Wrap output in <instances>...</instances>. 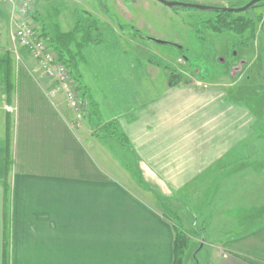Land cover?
<instances>
[{"label":"crops","instance_id":"0c3cea01","mask_svg":"<svg viewBox=\"0 0 264 264\" xmlns=\"http://www.w3.org/2000/svg\"><path fill=\"white\" fill-rule=\"evenodd\" d=\"M24 55L13 59L10 96L0 83V264L5 249L8 264H172L171 216L184 214L193 225L205 218L212 264H264V116L243 88L240 104L216 85L150 93L153 83L122 76L126 91L112 99L110 86L94 89L80 75L87 99L130 143L129 174L87 123L72 127ZM124 100L129 108L108 113L106 102Z\"/></svg>","mask_w":264,"mask_h":264},{"label":"rangeland","instance_id":"374dc122","mask_svg":"<svg viewBox=\"0 0 264 264\" xmlns=\"http://www.w3.org/2000/svg\"><path fill=\"white\" fill-rule=\"evenodd\" d=\"M168 1L208 6L226 5L221 0ZM78 12L84 17L90 16L96 19L99 24H102V31H105L102 34L103 44L88 45L83 50L86 59L79 62V73L73 75L79 81L81 91L86 88L82 81L86 85L90 84L91 87L95 86L94 89L108 88L109 90L110 86L112 95L110 97L116 99L117 95L126 91V87L119 85L123 82L121 77L126 76L129 84L133 80L136 82L141 79L146 80L147 83H153L149 88L150 93L157 92L167 83L169 71L153 64H146L148 57H154L188 79V83H181V85L194 88L216 85L223 88L228 95L232 94L234 98L235 90L239 87L243 88L244 101L255 113L260 114L261 117L264 116V33L260 31L259 23L256 24L255 35L251 38L248 32L244 35L228 30L215 32L207 26L206 21L210 18L213 20L216 11L168 8L157 0H32L29 18L34 21L37 33L41 32V22L48 28L54 20L59 22L62 31H68L74 24V14ZM263 12L264 9L258 7L244 11L242 15L254 18ZM31 15L36 16V21ZM15 17L16 13L12 20L10 6L0 4V52L13 48L10 36L17 23ZM139 36L158 39L163 43H155ZM18 51L20 61H24V51L20 49ZM136 61L144 66L131 67L130 64ZM126 62L131 67L130 70L127 69L129 66ZM100 63L104 66H100ZM118 66L122 68L119 70ZM124 72L126 75H123ZM37 73L41 81H49L41 76L39 71ZM105 80L109 81L110 85ZM111 84H115L116 87ZM78 93L81 95L82 92ZM56 96L63 99L66 108L70 111L66 104V96L58 92L50 97ZM96 97L100 99V93ZM105 104H109L108 113L110 114H112L110 106L115 110L131 106V102L127 100L120 101V106L118 101H109ZM71 114L73 115V112ZM81 123H87L86 125L91 129L87 118H81L79 125ZM72 127L74 128V125ZM105 145L111 156L115 159L120 158L123 163H119V169H124L131 174L128 168H124L129 156L119 151L117 141L107 138ZM173 220L175 226L187 233L191 240L184 264H212L216 244L212 247L207 243V238L206 241L202 240L208 232L199 228L200 225L205 226L203 223L205 218L202 217L199 222L195 220L194 225L193 219L187 214H184V222L174 216Z\"/></svg>","mask_w":264,"mask_h":264},{"label":"trees","instance_id":"16d2710c","mask_svg":"<svg viewBox=\"0 0 264 264\" xmlns=\"http://www.w3.org/2000/svg\"><path fill=\"white\" fill-rule=\"evenodd\" d=\"M226 3L225 6L216 5L217 7H240L251 0H221ZM262 7L264 9V0L255 4L251 9ZM183 8V7H181ZM191 9V8H185ZM250 9V10H251ZM194 10V9H193ZM196 10V9H195ZM217 12V11H216ZM83 14H87L83 12ZM75 21L72 28L68 31H62L58 21L54 20L47 28L41 22V32H35L36 39L42 40L46 47L52 51L57 62L62 63L68 69V76L77 92H82L78 80L73 77L74 73H79L78 65L80 61L85 59L83 50L88 45L99 46L104 43L102 34V24L96 19H92L90 16L84 17L81 13H76ZM33 16L36 21V16ZM32 19V18H31ZM33 21V20H32ZM34 23V21H33ZM260 24V31L264 33V12L256 15L254 18H247L242 13L232 12H217L214 19H208L206 21L207 26L215 31L222 32L224 30L232 31L239 35L249 33V38L253 37L256 32V24ZM107 29V27H104ZM35 30V29H34ZM137 32V31H136ZM138 33V32H137ZM143 37V36H139ZM148 39L149 37H143ZM24 54H26L24 52ZM27 55V54H26ZM28 57V55H27ZM29 58V57H28ZM13 55L11 50H4L0 53V83L2 84L6 95L10 96L13 85ZM30 59V58H29ZM31 60V59H30ZM32 61V60H31ZM33 62V61H32ZM147 62L149 64L156 65L169 71L167 79V85L172 88L179 84L188 83V79L181 73L173 70L169 65L163 64L160 60L154 57H148ZM34 64V63H33ZM224 74V73H223ZM239 74V73H238ZM237 74V75H238ZM222 76V74H220ZM241 86V85H239ZM86 91L79 94L82 105V118H87L88 123L91 126L92 135L97 140H105L107 138L115 139L118 143L119 151L123 154H133L130 143L123 133L119 122L116 118L108 119L106 115L100 110L99 104L91 102L87 99ZM237 103L243 104L240 99H233ZM253 110V109H251ZM254 111V110H253ZM262 124L264 121L261 122ZM10 134L11 127L9 122L5 126V136L7 144V155L10 156ZM114 153V152H113ZM141 183V180H138ZM173 216H171L172 219ZM176 218V217H175ZM174 238H173V262L172 264H184L187 251L190 248L191 240L187 236V233L182 231L177 226H173ZM7 247V245H5ZM4 247V248H5ZM2 264H8V256L6 249L3 253Z\"/></svg>","mask_w":264,"mask_h":264},{"label":"built area","instance_id":"2783aa9c","mask_svg":"<svg viewBox=\"0 0 264 264\" xmlns=\"http://www.w3.org/2000/svg\"><path fill=\"white\" fill-rule=\"evenodd\" d=\"M0 4L11 7V18L17 20L16 26L11 33L10 39L13 45L11 49L16 62H20L18 49L24 51L33 61L41 76L48 79L50 88L47 94L52 96L63 93L67 99V107L73 112L74 126H77L82 118V101L79 93L74 88L68 76V69L60 62H57L55 54L46 47L42 40L35 37V24L29 18V11L32 8V0H0ZM6 111H13L11 106L5 107Z\"/></svg>","mask_w":264,"mask_h":264},{"label":"water","instance_id":"95a60500","mask_svg":"<svg viewBox=\"0 0 264 264\" xmlns=\"http://www.w3.org/2000/svg\"><path fill=\"white\" fill-rule=\"evenodd\" d=\"M157 1L164 4L168 8L183 7V8H191V9L205 10V11L242 13L244 11L250 10L255 4L263 0H251L240 7H217V6H208V5H202V4H197V3L173 2V1H168V0H157ZM149 40L155 43H163V41H160L154 38H149Z\"/></svg>","mask_w":264,"mask_h":264}]
</instances>
